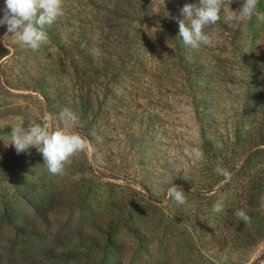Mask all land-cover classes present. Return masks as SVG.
<instances>
[{
  "label": "rangeland",
  "instance_id": "obj_1",
  "mask_svg": "<svg viewBox=\"0 0 264 264\" xmlns=\"http://www.w3.org/2000/svg\"><path fill=\"white\" fill-rule=\"evenodd\" d=\"M185 3L199 0H63L39 50L0 44V245L49 249L36 264L264 261V23L231 24L225 5L206 29L211 46L178 57ZM189 79L200 81L198 106ZM65 108L77 127L60 121ZM29 122L89 145L53 175L35 148L17 155L10 145L11 128ZM173 184L185 204L167 195ZM26 223L40 234L25 244L15 227Z\"/></svg>",
  "mask_w": 264,
  "mask_h": 264
},
{
  "label": "clouds",
  "instance_id": "obj_2",
  "mask_svg": "<svg viewBox=\"0 0 264 264\" xmlns=\"http://www.w3.org/2000/svg\"><path fill=\"white\" fill-rule=\"evenodd\" d=\"M62 2L63 0H4V7L0 8V26H6L7 31L0 36V44L5 46V42L14 37L25 48L39 50L48 40L47 27L63 15ZM233 2L234 0H199L198 4L185 3L180 7L179 17L175 19L178 24V37L183 45L191 49H199L201 45L211 46L212 41L207 32L221 20L224 6L230 9ZM258 4L259 0H242L237 11L230 9L227 21L240 24L255 16L258 23H264V13L258 11ZM92 55L94 58L99 57L100 50L93 48ZM47 119L50 120L51 115ZM59 119L72 128L80 123L77 114L68 108L59 113ZM9 136L10 145L14 147L17 155H30L29 150L35 148L53 175L63 174L65 164L71 163V157L84 151L89 145L79 133H66L35 122H29L27 127H24V124L12 127ZM214 171L230 179V173L219 165ZM167 195L178 205L186 202L184 191L174 184L168 188ZM212 210L216 213L222 212L223 203L217 201ZM233 215L245 225L251 222V218L243 209H236ZM261 264H264V261Z\"/></svg>",
  "mask_w": 264,
  "mask_h": 264
},
{
  "label": "trees",
  "instance_id": "obj_3",
  "mask_svg": "<svg viewBox=\"0 0 264 264\" xmlns=\"http://www.w3.org/2000/svg\"><path fill=\"white\" fill-rule=\"evenodd\" d=\"M175 50H176L175 54L179 57L182 55L181 54L182 52L186 51V47L177 43ZM179 62H180L178 64L179 68H182L185 72H188L189 68L191 70H195V67H199L198 63L188 64L186 62L185 63H183L181 61H179ZM99 68H100V66H99ZM101 68H103V67H101ZM101 70L103 73L107 72V70L105 68L101 69ZM200 85L201 84H200V81H198V79H189V80H186V82L184 81V86L186 88H188L190 90V92L194 93V95L191 96V99H194V96H195V98H197V96L201 93L202 89H200ZM194 101L197 103L196 105L198 106L200 102L196 99H194ZM26 224L15 227V229L18 230V233L23 236V238H24L23 242L25 244L27 241L30 242L32 239L37 238L38 235L40 234L39 229H37V227L35 225H32L30 223L27 225ZM81 241H83V238H81ZM110 242L111 241L109 239L108 244L106 246H108V247L114 246ZM84 244H87V243L85 242ZM19 245H21V244H19ZM16 246H18V245L15 244V247L13 245V246H10L9 249H7L6 246L0 245V264H36L40 259H43L46 256L50 255V253H48L50 251L49 249L47 252L41 251L40 249L37 250L36 252H32V251L23 252V247L21 248V250H17ZM93 247H95V246H93Z\"/></svg>",
  "mask_w": 264,
  "mask_h": 264
}]
</instances>
